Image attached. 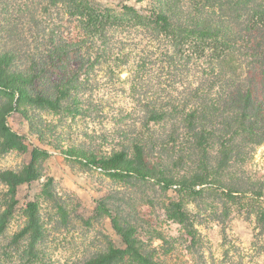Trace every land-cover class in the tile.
Masks as SVG:
<instances>
[{
  "label": "trees",
  "instance_id": "16d2710c",
  "mask_svg": "<svg viewBox=\"0 0 264 264\" xmlns=\"http://www.w3.org/2000/svg\"><path fill=\"white\" fill-rule=\"evenodd\" d=\"M92 94H129L132 106L113 119L117 133L102 137L109 150L70 147L67 158L124 186L148 185L144 205L157 202L192 244L187 204L216 223L244 210L264 258V179L248 171L264 145V0H0V153L21 145L7 123L13 112L28 120L20 107L90 119ZM42 152L33 150L28 170L0 172V264H55L36 202L8 233L17 189L36 179ZM122 188L97 215L111 219L124 247L109 243L68 264H165L139 236L144 221ZM51 192L47 183L44 199Z\"/></svg>",
  "mask_w": 264,
  "mask_h": 264
},
{
  "label": "rangeland",
  "instance_id": "374dc122",
  "mask_svg": "<svg viewBox=\"0 0 264 264\" xmlns=\"http://www.w3.org/2000/svg\"><path fill=\"white\" fill-rule=\"evenodd\" d=\"M72 32H66V36ZM122 72L121 79L127 78V69ZM90 97V113L93 114L90 119L60 118L51 111L28 105L19 109L25 112L29 121L16 112L7 118L21 145L18 150L0 153V172L28 170L33 150L43 151L37 153L39 159L34 161L36 179L17 189L19 204L9 226V234L24 225L26 204L33 201L38 204L39 215L49 231L47 252L55 264H68L94 252H102L109 243L122 248L120 238L112 230L111 219L105 214L98 216L97 210L100 211L98 205L103 201L112 207L113 200L110 201L108 196L124 187L130 199L129 206L136 208L144 221L139 236L150 241L157 249V257L165 264H264V258L256 256L252 248L254 217L246 216L244 210L233 209L223 223H216L210 220L208 213H198L194 205L187 204L196 230V243L192 244L179 224L167 220L157 202L152 207L144 205L152 196L148 185L124 186L76 159L67 158L62 152L70 147L109 150L111 143L103 142L102 137L111 138V134L117 133L120 128L113 119L132 106L129 94H92ZM129 121L124 124L131 123ZM248 171L251 177L264 179V145L256 148ZM47 183L50 190L52 188L51 200L44 199L42 195ZM158 198L163 200L160 195ZM165 198L178 200L171 191ZM58 207H63L64 219ZM152 231L159 233L164 242L150 239Z\"/></svg>",
  "mask_w": 264,
  "mask_h": 264
}]
</instances>
